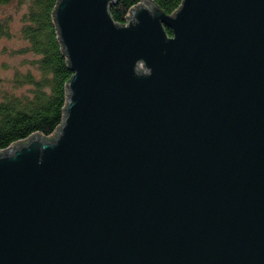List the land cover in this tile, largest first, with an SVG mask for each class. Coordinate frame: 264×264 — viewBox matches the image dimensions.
<instances>
[{
    "label": "water",
    "instance_id": "1",
    "mask_svg": "<svg viewBox=\"0 0 264 264\" xmlns=\"http://www.w3.org/2000/svg\"><path fill=\"white\" fill-rule=\"evenodd\" d=\"M116 2L58 0L64 119L0 150V264H264V0Z\"/></svg>",
    "mask_w": 264,
    "mask_h": 264
},
{
    "label": "trees",
    "instance_id": "2",
    "mask_svg": "<svg viewBox=\"0 0 264 264\" xmlns=\"http://www.w3.org/2000/svg\"><path fill=\"white\" fill-rule=\"evenodd\" d=\"M142 0H117L111 13L125 23L133 6ZM166 13H173L183 0H154ZM58 0H0V8L14 4L27 6L19 36L27 44L22 53L32 52L37 73L28 71L24 82L33 85L29 94H7L0 100V150L34 133L52 136L64 119L73 71L59 39L54 10ZM12 16L0 14V40L14 36ZM170 33L171 31L168 30Z\"/></svg>",
    "mask_w": 264,
    "mask_h": 264
},
{
    "label": "rangeland",
    "instance_id": "3",
    "mask_svg": "<svg viewBox=\"0 0 264 264\" xmlns=\"http://www.w3.org/2000/svg\"><path fill=\"white\" fill-rule=\"evenodd\" d=\"M26 10V5L18 7L14 4L0 8L2 16H12L11 25L15 32L14 36L0 40V100L7 94H29L33 85L24 82V76L28 71L37 73L35 66L31 63L36 56L32 52H21L27 44L19 36V29L23 24L22 15Z\"/></svg>",
    "mask_w": 264,
    "mask_h": 264
}]
</instances>
